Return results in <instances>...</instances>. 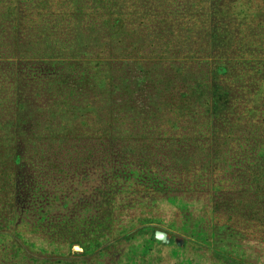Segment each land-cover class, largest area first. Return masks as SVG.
Instances as JSON below:
<instances>
[{"label":"trees","instance_id":"trees-1","mask_svg":"<svg viewBox=\"0 0 264 264\" xmlns=\"http://www.w3.org/2000/svg\"><path fill=\"white\" fill-rule=\"evenodd\" d=\"M235 1L0 0V264L31 253L25 203L105 226L100 255L144 231L132 212L204 195L233 233L264 237V0Z\"/></svg>","mask_w":264,"mask_h":264},{"label":"rangeland","instance_id":"rangeland-1","mask_svg":"<svg viewBox=\"0 0 264 264\" xmlns=\"http://www.w3.org/2000/svg\"><path fill=\"white\" fill-rule=\"evenodd\" d=\"M251 1L238 0L235 2L237 5L240 2L244 3L248 9L256 8L257 6L250 4ZM142 58L150 61L158 57L155 56L150 60L145 56ZM154 65L151 63L147 68L156 69L157 65ZM122 66L129 77L133 74L140 78L145 76L139 66ZM145 81L146 79L144 81L134 80L133 84L137 88L140 111L155 108L156 97ZM3 159L6 160L7 157L3 156ZM202 198H204L203 202L187 198L195 203L187 204L188 207L185 209L169 202H162L158 206L152 207L150 212L148 209L143 213L132 212L130 217L136 219L135 223L142 224L144 231L131 241H118L113 249L115 252L101 255L97 253L99 248L110 242L108 237L100 236L104 233L108 235L105 226L104 228L97 224L91 226L89 221L88 223L79 222L78 219L59 221L54 218L42 217V209L39 206H37L38 209L33 210L31 205L25 203L21 211L24 219L19 224L20 231L24 236L19 235L18 238L31 253L28 254L23 247L17 251L14 249L16 251L13 253L14 261L16 264H56L54 261L29 258V256L49 253V255L65 257L72 253L77 260L71 264H98L97 261L100 264L115 262L118 264H194V262L224 264L227 261L226 255L230 254L233 258L235 256L245 261V264H248V261L264 264V237L248 240V236L244 235L246 232L239 230L241 233H233V229L225 225L229 222L228 218L219 217L213 211L212 206L208 203V195H204ZM97 219L103 220L104 224H112L104 212H101V218ZM17 221L20 223L19 219ZM95 228L99 231H95ZM157 230L166 231L169 242L158 239L156 237ZM4 242L10 245L12 241L4 239ZM85 247L90 249L87 254L83 253ZM218 248L224 249L227 254L216 253L215 249ZM113 253L115 255L114 262L111 261ZM118 253L121 255L119 256ZM67 262L65 261L63 264Z\"/></svg>","mask_w":264,"mask_h":264},{"label":"water","instance_id":"water-1","mask_svg":"<svg viewBox=\"0 0 264 264\" xmlns=\"http://www.w3.org/2000/svg\"><path fill=\"white\" fill-rule=\"evenodd\" d=\"M156 237L164 242H169L168 233L166 231L157 230Z\"/></svg>","mask_w":264,"mask_h":264}]
</instances>
